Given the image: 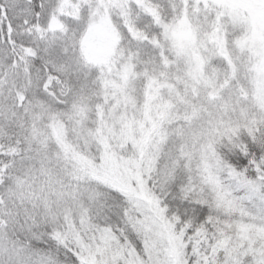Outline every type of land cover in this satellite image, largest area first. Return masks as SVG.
I'll use <instances>...</instances> for the list:
<instances>
[{
	"label": "snow or ice",
	"instance_id": "snow-or-ice-1",
	"mask_svg": "<svg viewBox=\"0 0 264 264\" xmlns=\"http://www.w3.org/2000/svg\"><path fill=\"white\" fill-rule=\"evenodd\" d=\"M0 264H264V0H0Z\"/></svg>",
	"mask_w": 264,
	"mask_h": 264
}]
</instances>
